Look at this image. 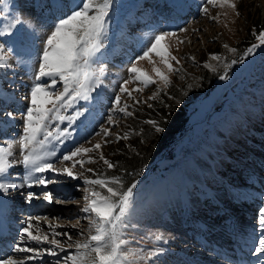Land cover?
Here are the masks:
<instances>
[{"label": "rangeland", "instance_id": "374dc122", "mask_svg": "<svg viewBox=\"0 0 264 264\" xmlns=\"http://www.w3.org/2000/svg\"><path fill=\"white\" fill-rule=\"evenodd\" d=\"M53 3H59L64 7L60 9L48 7ZM71 4L72 0H7V8L0 6L3 8L0 10V28L5 27L16 16L26 23H31L32 19L33 22H37L32 29L36 33L34 48L42 49L47 24L53 16L70 11ZM205 4L206 0H116L105 50L108 53L105 86L97 90L100 93L98 96L96 93L93 94L92 101L81 102V105L89 108L87 120L81 118L71 129L73 139H83L84 142L81 143H85L99 131L100 125L105 123L104 118L108 115L111 99L118 91L121 78L127 76L128 64L141 53L142 48L136 50L134 45L142 47V41L146 40L148 32L154 29L178 31L181 27L189 29L187 33L180 34V38L184 40L183 44H178L175 38L170 41L173 54L182 59L178 65L181 71L170 76L169 87L151 85L140 93H133V97L141 103L133 104L131 100L127 101L135 113L138 107L157 103L161 97L169 94L167 102L182 107L187 120L183 125L184 131L162 153L154 157L152 164L144 166L143 176L134 181L138 186L134 190L133 204L126 220L129 226L123 229L124 238L129 241L128 247L133 250L143 249L147 252L156 248L164 249L162 255L154 257L147 264L173 263L181 251L187 253L185 258L187 263L180 261L179 264H202L201 260L215 262L213 260L215 257L202 255L207 254V251L197 244L198 240H194L199 235L196 233L189 239V235L183 234L180 225L203 223L209 231L207 239L217 243L219 238L224 239L226 242L224 248L228 249L227 242L233 240L231 231L226 227V220L232 221L235 229L247 237L250 236V232L257 235L254 232L256 219L259 210L264 208V47L258 48L252 56L247 57L244 64L234 65L229 70V78L225 81L219 79V75L224 72L222 66L217 67L214 72L203 67L212 54L220 55L227 62H231L256 42L253 32L264 30V0H238L239 17L230 9L208 6L210 16L220 14L218 22L201 14L200 9ZM157 19L162 22L151 29ZM172 24H176V27ZM193 29L197 31L193 32ZM13 31L16 32V29ZM18 36L17 32L15 36L0 38L6 46L14 48L16 53L9 61L10 68L0 70V84L3 85L0 87V105L4 104L7 94H14L15 99L8 100L6 106L0 107V112H13L16 117L14 124L17 121L15 127L21 128L20 113L18 114L14 107L24 104L22 107L25 110L27 102L22 97L30 88L34 69L17 62L18 59L25 61L29 59L31 47L28 41L21 42ZM139 38L142 41L138 40ZM225 44L237 51L228 52L224 48ZM131 46L134 48L130 49ZM177 48L179 51H175ZM115 51L117 55L111 58V52ZM122 55L126 59H122ZM121 62L124 66L118 69L116 65ZM215 64L216 62L213 65ZM139 66L151 71V65L147 61H141ZM205 71L208 72V76H205ZM5 74L7 80L2 79ZM207 77L208 80L211 79L210 82L202 86ZM9 81L14 87L8 86ZM157 88H160L159 95L149 100L148 97ZM72 111L69 110L68 114ZM132 118L121 120L116 131L120 133L126 131ZM64 126L66 125H61ZM13 134L8 130L6 136H0V142L16 138ZM146 134L142 136L145 137ZM73 139L61 146V151L77 144ZM96 142H102L101 137L96 136L92 139V143ZM116 145L117 143H110L103 148L107 159L110 160L108 149L110 147L118 149ZM13 151L18 155V146L14 147ZM98 155L96 154L97 159ZM88 167L104 172V168L101 167L105 166L99 162ZM46 175L51 177L54 174ZM56 179L60 182L49 184L47 190L56 198L61 200L68 198L72 201L65 205L67 208L58 209L57 206H63L59 204L48 210L40 207L42 213L38 215L26 213L29 205H25L20 211L22 215L19 223L24 227L22 221L28 216L59 217L58 221L40 220L33 223H38L45 231L50 232L48 225L52 224L58 225L57 231L77 234L79 228L87 227L85 219H81L79 228L72 227L78 218L84 217L80 210L85 203L83 199L85 193L81 190L82 181L70 180L64 176H57ZM56 190H61V195H58ZM40 191L41 188H38V191L34 192ZM234 192L247 195L251 197L250 199L254 197L256 203L253 210L249 208L253 201L246 202L240 198L236 201L234 197L238 196H233ZM16 194L18 196L21 192L15 194L11 192L10 195H13L14 199ZM41 196L43 195L39 197ZM214 198L218 199V204L212 200ZM18 201L25 202L23 194ZM248 202L249 206L246 205ZM219 208L225 215L218 213ZM222 229L229 233L226 235L220 233ZM157 234L163 236L161 241L154 240ZM19 242L18 238L16 243ZM18 255L25 254L13 252L11 256ZM60 256L63 257L64 253H60ZM183 257L185 254H182L181 258ZM56 259L45 256L42 261H29L28 264H56ZM225 262L232 264L233 261ZM138 264L145 262L140 261Z\"/></svg>", "mask_w": 264, "mask_h": 264}, {"label": "snow or ice", "instance_id": "6c2138e0", "mask_svg": "<svg viewBox=\"0 0 264 264\" xmlns=\"http://www.w3.org/2000/svg\"><path fill=\"white\" fill-rule=\"evenodd\" d=\"M237 2L238 0H206L200 12L206 18L217 22L220 14L210 16L208 6L230 9L239 17ZM115 4L116 0H72L70 11L53 16L47 24V34L42 49L39 50L34 48L36 33L32 31L33 25L19 16L0 28V38L15 36L18 32L21 42L28 41L31 44L29 59H18L17 62L34 69L30 88L22 97L27 103L25 110L19 114L22 120L21 132L12 140L0 142V194L7 197L13 190L40 187V193H22L26 203L30 204L42 194L48 203L66 204L72 201L54 197L47 190V186L59 183L57 176L82 181L81 190L85 193V203L80 210L84 217L78 218L72 227L79 228L81 219L87 220L86 228H79L77 234H70L57 231L58 225L49 224V232L38 223H33L40 220L58 221L59 217L28 216L22 221L24 227L18 232L20 242L12 248V252L25 255L0 258V264H28L29 261H42L45 256L56 257V264H138L140 261L147 264L164 253L162 248L147 252L143 249L133 250L128 247L129 241L124 238L123 229L129 226L126 220L133 204L137 183L125 185L120 176H108L106 172L88 165L102 162L106 171L117 167L105 157L103 148L110 143L129 139L128 131H116L121 120L134 117L132 105L127 101L141 103L133 97V93H140L151 85L169 87L170 76L181 71L178 65L182 59L173 54L170 41L175 38L178 44H183L180 34L187 33L188 28L146 34L141 53L128 64L127 76L121 78L118 91L111 99L105 123L85 143H78L61 151V146L73 139V125L81 118L87 120L89 108L81 105V102L92 101L93 94L98 96L100 93L97 90L105 86L108 55L105 50ZM0 6L7 8V0H0ZM48 7L60 9L64 6L53 3ZM253 36L256 42L247 47L238 58L227 62L222 56L212 54L210 59L216 64L205 63L203 67L214 72L217 67L222 66L224 72L219 75V79L227 80L229 70L234 65L244 64L247 57L252 56L258 48L264 47V30L254 31ZM224 48L230 53L237 51L227 44ZM175 51H179V48ZM15 55L14 48L0 41V70L10 68L9 61ZM141 61H147L151 65L150 72L139 66ZM2 79L7 80V74ZM8 86L14 87L10 81ZM159 93L160 88H157L148 99H155ZM14 99V94H7L0 107ZM78 105L81 106L77 107ZM69 110H73L71 114H68ZM15 118L11 111L0 112V121L9 127H15ZM145 123L151 125L156 134L166 131L155 120H147ZM96 136L101 137L102 142L92 143ZM17 146L18 155L13 151ZM96 154H99L98 159ZM17 165L23 168L20 183L12 182L15 174L11 169ZM48 173L54 175L48 177ZM6 204L7 201L0 198V213ZM254 232L257 235L252 238L254 243L251 245V255L256 257L255 264H264V208L259 210ZM162 239L160 234L154 237L156 242ZM60 253H64V256L61 257Z\"/></svg>", "mask_w": 264, "mask_h": 264}, {"label": "trees", "instance_id": "16d2710c", "mask_svg": "<svg viewBox=\"0 0 264 264\" xmlns=\"http://www.w3.org/2000/svg\"><path fill=\"white\" fill-rule=\"evenodd\" d=\"M207 73L205 71V76H208ZM210 80L207 77L202 86ZM168 96L169 94L161 97L157 103L136 109L135 117L131 119L126 129L130 133L129 139L117 143L118 149L110 147L107 151L110 161L117 166L110 171H106V166L101 167L108 176H120L125 185L141 178L144 174L143 168L152 164L154 157L162 153L184 131L186 114L179 105L167 102ZM147 120L157 121L166 131L163 134L154 133L151 125L145 123ZM143 134H146L145 137L142 136ZM98 168H100L99 165ZM57 207L58 209L67 208L66 206Z\"/></svg>", "mask_w": 264, "mask_h": 264}, {"label": "bare ground", "instance_id": "6f19581e", "mask_svg": "<svg viewBox=\"0 0 264 264\" xmlns=\"http://www.w3.org/2000/svg\"><path fill=\"white\" fill-rule=\"evenodd\" d=\"M35 11V10H34ZM33 14V13H32ZM127 14V13H126ZM39 16V15H38ZM39 18V17H38ZM29 19V18H28ZM31 19V18H30ZM31 24L32 25H34V24H37V22L36 21H32V19H31ZM134 39V38H133ZM136 43V42H135ZM118 44V43H117ZM128 44V43H127ZM142 46H143V42H142ZM118 48V47H117ZM207 63L208 64H214L215 63V61H212L210 58H209V60L207 61ZM117 66V68L118 69H120L121 67L123 68V66H124V63H120L119 65H116ZM26 188V187H25ZM37 187H34V188H32V189H30V190H34V189H36ZM66 188V187H65ZM22 190H24V188H21V189H17V190H13L12 191V193L13 194H15V192H22ZM246 192V191H245ZM235 194L233 195V196H238V197H234V200H236V201H238L239 199L238 198H240L241 200H244V199H246L247 201H253V200H255L254 199V197L252 198V199H250L251 197H249V196H247V195H242V194H240V192H234ZM2 196V195H1ZM232 196V197H233ZM244 198V199H243ZM21 202V201H20ZM13 203V202H12ZM252 205V207H255V205L254 204H251ZM37 211H40V209L38 208L37 209ZM42 213V212H41ZM56 212H54V214H55ZM232 222V221H231ZM2 228H4V230L6 231L7 229H6V227H4V225L2 224V225H0V229H2ZM238 230V229H237ZM239 231V230H238ZM182 254H185V251H181V253H179L178 255H177V257H176V259H174L173 260V263H170V264H179V261H180V258L182 257ZM189 262V261H188ZM230 263V262H229ZM167 264H169V263H167Z\"/></svg>", "mask_w": 264, "mask_h": 264}]
</instances>
